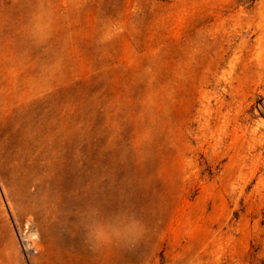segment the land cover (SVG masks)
<instances>
[{"label":"rangeland","instance_id":"obj_1","mask_svg":"<svg viewBox=\"0 0 264 264\" xmlns=\"http://www.w3.org/2000/svg\"><path fill=\"white\" fill-rule=\"evenodd\" d=\"M0 264H264V0H0Z\"/></svg>","mask_w":264,"mask_h":264}]
</instances>
